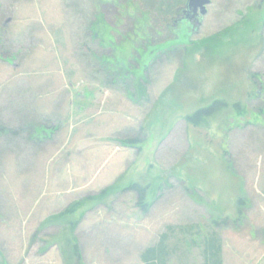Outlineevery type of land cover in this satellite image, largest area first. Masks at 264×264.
I'll list each match as a JSON object with an SVG mask.
<instances>
[{
	"label": "rangeland",
	"instance_id": "374dc122",
	"mask_svg": "<svg viewBox=\"0 0 264 264\" xmlns=\"http://www.w3.org/2000/svg\"><path fill=\"white\" fill-rule=\"evenodd\" d=\"M160 1L0 0V264H264V0H209L182 71Z\"/></svg>",
	"mask_w": 264,
	"mask_h": 264
},
{
	"label": "trees",
	"instance_id": "16d2710c",
	"mask_svg": "<svg viewBox=\"0 0 264 264\" xmlns=\"http://www.w3.org/2000/svg\"><path fill=\"white\" fill-rule=\"evenodd\" d=\"M156 1L157 0H146V3L147 5L155 6ZM185 1L186 0H161L160 1L161 4L157 6V11L160 13V16H162L161 22L165 26L164 27L165 29L171 26L172 18H174V16L180 12L181 6L185 3ZM187 28H188V25L184 23L177 24V28L175 29V32H174L175 38L167 42H164L160 44L159 46H156L158 47L156 48L157 54L158 53L168 54L172 52H175L176 54H178L181 60V66L178 69H181L183 66L184 54H185V50H187L186 46L190 47L191 45H194L193 42L187 39L190 34ZM182 33L184 34L181 35ZM91 38H97L95 32L91 34ZM218 58L220 61H225L227 59V58H224L225 60H223V58H221L220 56ZM98 61L106 65L104 61L100 59H98ZM100 69H102V71L104 70L102 67H100ZM113 75L117 76L116 74H113ZM211 105L206 106V107H200L197 110H195L192 114L187 115L185 117L186 122L192 124L193 126H199L203 122L204 118L211 116L213 114V111L219 108L221 103L214 101V105L212 106ZM1 129L2 128H0V133L1 131L4 132V130H1ZM124 141L127 144L133 145L135 140L129 138ZM135 188H136L135 185H132L131 187H129V189L131 190ZM143 193H144L143 190L140 189L137 194L138 204L142 203ZM237 204L238 206H243L244 202L241 199H239L237 201ZM145 206L146 205L144 204V207ZM74 211H75L74 207L71 206V207H68L62 213V215L71 214V213H74ZM186 231L188 232V230ZM187 235L190 237V243L195 244L196 242L195 238H191L189 233H186L183 236H187ZM202 237L203 238L201 240V243L203 245V254H202L203 263L204 264H222L221 243H220V239L218 238L217 234L212 231L211 232L207 231V234H203ZM184 242H186V240H184ZM168 243L169 242H167L166 240V235L165 234L161 235L159 241L157 242V244H155V246L145 249V251L142 253L141 260L143 264H170L169 263L170 255H171L172 249H175V246L172 247ZM74 249H76V244L74 246ZM184 249H186V247L185 248L183 247V250ZM73 253L76 254V256L78 257V251L74 250Z\"/></svg>",
	"mask_w": 264,
	"mask_h": 264
},
{
	"label": "water",
	"instance_id": "95a60500",
	"mask_svg": "<svg viewBox=\"0 0 264 264\" xmlns=\"http://www.w3.org/2000/svg\"><path fill=\"white\" fill-rule=\"evenodd\" d=\"M209 0H186L182 9V14L185 19L202 18L207 10L206 6L209 4Z\"/></svg>",
	"mask_w": 264,
	"mask_h": 264
},
{
	"label": "flooded vegetation",
	"instance_id": "af4514ba",
	"mask_svg": "<svg viewBox=\"0 0 264 264\" xmlns=\"http://www.w3.org/2000/svg\"><path fill=\"white\" fill-rule=\"evenodd\" d=\"M201 19H202V18H199V19H197V18H192V19H190V20L185 19V17L183 16V14H182V12H181V10H180V12L177 14L176 24H183V23H184V24H186V25H191V26H192V24L199 25L200 22H201ZM235 71H238V69H236Z\"/></svg>",
	"mask_w": 264,
	"mask_h": 264
},
{
	"label": "crops",
	"instance_id": "0c3cea01",
	"mask_svg": "<svg viewBox=\"0 0 264 264\" xmlns=\"http://www.w3.org/2000/svg\"><path fill=\"white\" fill-rule=\"evenodd\" d=\"M142 264H143V262H142Z\"/></svg>",
	"mask_w": 264,
	"mask_h": 264
}]
</instances>
